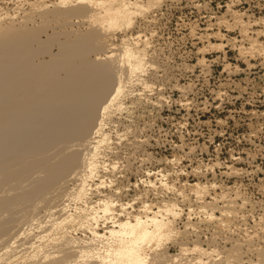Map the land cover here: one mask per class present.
I'll list each match as a JSON object with an SVG mask.
<instances>
[{
    "label": "bare ground",
    "instance_id": "1",
    "mask_svg": "<svg viewBox=\"0 0 264 264\" xmlns=\"http://www.w3.org/2000/svg\"><path fill=\"white\" fill-rule=\"evenodd\" d=\"M24 2L28 7H21L23 13L18 7L13 12L0 7V185H4L0 240H6H2L6 244L0 249V263H248L242 242L226 238L232 246L221 250L212 236L207 246L199 236L201 226L193 221L201 217L225 227L231 220L227 218L237 212V198L224 193L207 201L216 182L192 181L179 187L163 170L147 168L144 179L132 182L127 176L129 164L116 160L132 129L127 124L121 128V117L131 107L126 98L139 95L142 100L152 93L154 82L144 76L151 68L158 69L149 60L148 37L144 39L141 32L136 37L118 35L135 28L140 16L148 18L165 0ZM231 8L243 41H227L222 30L206 32L201 40L207 37L202 41L207 44L199 47L200 66L208 68L216 62L207 60L209 51L220 52L228 45L250 67L254 57L264 56V30L251 36L244 14ZM18 9L23 15L17 14ZM76 18L88 27L76 26ZM220 23L233 28L227 20ZM232 65L225 63L229 71L241 70L239 64ZM222 96L218 91L217 98ZM157 99L161 102V95ZM185 101L187 105L190 100ZM228 167V174L239 172L233 165ZM191 194L199 200L196 206L191 205ZM40 205L47 211L42 218L38 214L43 212L37 211ZM23 221L27 226L18 230ZM254 236L247 234L246 249L258 253L253 264H264L261 249L249 248L255 245ZM171 244L179 246V253L169 254ZM184 254L195 255L190 259L186 255L183 262Z\"/></svg>",
    "mask_w": 264,
    "mask_h": 264
},
{
    "label": "rangeland",
    "instance_id": "2",
    "mask_svg": "<svg viewBox=\"0 0 264 264\" xmlns=\"http://www.w3.org/2000/svg\"><path fill=\"white\" fill-rule=\"evenodd\" d=\"M1 6L11 9L12 12L18 7L23 13L22 10L28 7V3L24 0H0ZM230 7L234 12L244 14V20L251 25V36L264 30V0H165L162 7L148 13V18L140 16L135 28L127 31L129 33H119L120 38L126 34L136 37L139 32L144 34V39L148 37L151 41L149 60L157 65L158 69L151 68L144 76L154 82L155 89L152 93L147 90L149 93L147 97L141 96L142 100H138L139 95L126 98L131 109L128 108L129 111L121 117L124 124L121 128L124 129L127 124L131 126L129 128L133 129V133L131 129L129 139L122 141L123 146L120 145L118 158L117 154L115 156L116 160L124 163L123 165L129 164L127 176L132 182L144 179L149 169L152 172L163 170L170 175L171 183H176L179 187H187V183L191 184L192 181L205 184L216 182L217 187L210 188L207 201L224 193L237 198L240 210L237 209L231 217H226L231 220H227L229 222L225 227L221 228L217 222L213 223L214 221H201V217H196L195 214L197 219L194 218L193 221L201 226L200 230L203 232L199 231V236L205 245L212 243V236L217 237L215 243L221 250L231 247V242L235 240L240 241L246 246H243L244 254L247 255L244 258L248 260V263H245L253 264V261L258 259V253L246 249L249 246L245 240L248 238L247 234L255 235V245H250V250L257 247L264 254V56L254 57L250 67L238 56V50L228 45L220 52L209 51L207 60L216 59V62L212 61L208 68L200 66L198 62L202 58L199 47H202L207 39L204 37L201 40V37L206 36V32L222 30L225 39L237 38L243 41V33L240 30L242 28L234 24ZM20 10L18 9L17 14L23 15L19 13ZM19 15L18 20H21ZM221 19L230 22L233 28L221 24ZM75 21V25L82 29L88 27V23L82 18H76ZM119 40L116 42L121 43ZM261 41L264 42V37ZM225 63L233 64V68L239 64L241 70L237 73L229 71ZM177 84L187 87L184 88L185 92L176 89ZM136 88L139 91L142 86L138 85ZM218 91L223 93L221 99L217 98ZM159 95L162 97L161 102L157 99ZM188 99L190 101L186 105L185 100ZM141 144L142 147H139ZM115 156L112 157L115 159ZM129 159L131 162L127 163ZM214 163L219 165L214 166ZM232 165L239 169V174L227 173L231 172L228 166ZM193 166L197 167L195 172ZM211 166L214 168L211 169ZM1 187L4 185H0ZM170 195L172 196V193ZM194 195L191 194L192 206H196L195 203L199 201ZM242 202L244 203L241 204ZM38 207L37 211L43 213L40 216L35 214L45 217L44 213L47 211L44 210V205H40V210ZM182 219L179 223L183 226L186 218ZM29 220L27 225L32 222V219L30 222ZM200 221L203 223H199ZM21 224L18 225L21 227L17 226L18 230L27 226ZM229 224L230 227L227 226ZM15 230L14 232L17 231ZM194 233L190 235L191 238L195 237ZM226 238L232 241L227 242ZM2 240L6 241L5 238ZM2 240L0 249L5 248L3 246L6 244ZM171 246L172 248L168 249L169 254L179 253V246ZM186 255L181 259H190L195 254ZM216 257L218 259V256Z\"/></svg>",
    "mask_w": 264,
    "mask_h": 264
}]
</instances>
